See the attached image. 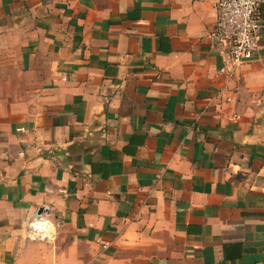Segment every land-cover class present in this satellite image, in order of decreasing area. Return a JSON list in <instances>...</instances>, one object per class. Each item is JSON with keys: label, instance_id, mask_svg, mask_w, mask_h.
<instances>
[{"label": "crops", "instance_id": "0c3cea01", "mask_svg": "<svg viewBox=\"0 0 264 264\" xmlns=\"http://www.w3.org/2000/svg\"><path fill=\"white\" fill-rule=\"evenodd\" d=\"M258 1L226 78L212 0H0V264H264Z\"/></svg>", "mask_w": 264, "mask_h": 264}, {"label": "built area", "instance_id": "2783aa9c", "mask_svg": "<svg viewBox=\"0 0 264 264\" xmlns=\"http://www.w3.org/2000/svg\"><path fill=\"white\" fill-rule=\"evenodd\" d=\"M214 29L208 34L210 46L219 55L218 73L230 78L236 68L256 54L260 39L258 0H212ZM22 131V128L16 129ZM46 207L27 223L25 239L45 242L55 235V225ZM105 248L104 246H102Z\"/></svg>", "mask_w": 264, "mask_h": 264}, {"label": "water", "instance_id": "95a60500", "mask_svg": "<svg viewBox=\"0 0 264 264\" xmlns=\"http://www.w3.org/2000/svg\"><path fill=\"white\" fill-rule=\"evenodd\" d=\"M40 211H41V210H40V209H38V210H37V214H38V213H40Z\"/></svg>", "mask_w": 264, "mask_h": 264}]
</instances>
